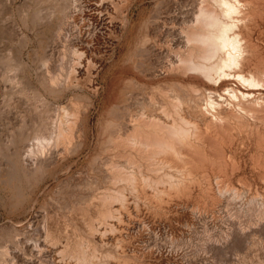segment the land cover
<instances>
[{"label":"bare ground","instance_id":"obj_1","mask_svg":"<svg viewBox=\"0 0 264 264\" xmlns=\"http://www.w3.org/2000/svg\"><path fill=\"white\" fill-rule=\"evenodd\" d=\"M17 3L48 49L0 60L17 126L0 144L2 206L27 217L59 182L28 228L0 225V264H264V0H0V12ZM135 6L144 17L117 61Z\"/></svg>","mask_w":264,"mask_h":264},{"label":"rangeland","instance_id":"obj_2","mask_svg":"<svg viewBox=\"0 0 264 264\" xmlns=\"http://www.w3.org/2000/svg\"><path fill=\"white\" fill-rule=\"evenodd\" d=\"M19 2H21V1H19ZM41 5L44 8L47 7V4L45 3V5H44V2ZM25 6H26V3L23 5L21 3H17L14 12H0V60H2V58L5 57L6 55L10 54L15 61L24 60L25 62H32L33 61V55L36 51L38 52L39 56L42 57L45 54L44 48L46 50L48 49L46 47L47 46L46 43L48 41H46V39L44 38V34L42 33V31L44 30V27L41 26L40 29H39V27L36 29V31H38V30L40 31V33H39V31L36 32V31H32V30H27L24 26V23H22L23 22L22 18H24L25 14H27V12L25 13V10H26ZM18 9H20V11ZM23 10H24V12H23ZM139 12H140L139 7L135 6L132 10V13H133L132 14V16H133L132 31H131L129 38L126 41V45L118 49L117 58H116L117 61H122V59L127 56L128 48L131 45V43L135 40L134 31H135V28L137 27L136 25H138L140 23V21L143 20V17H144L143 15H141V16L138 15ZM21 32L25 33L28 36L30 41L26 42L24 40V37H22ZM64 37L65 36H63V38ZM41 41H43V42H41ZM61 41H62V39H61ZM63 41H64V39H63ZM61 43L62 44L56 43L57 46H56V44L53 45L55 48L54 50H55L56 56L59 54V51H60L64 42H61ZM58 45L59 46L61 45V46L59 47ZM109 66H111L110 63L108 64L107 68H109ZM119 66H120V64H118L115 67H112L111 72L114 71V69L116 70ZM2 73H3V71L0 70V107H2V108H0V144H3L4 139H5V141L8 140V138H10L12 136V133L14 132L13 129L16 130V128H17V126L14 122V112H11L12 110L9 108V105L12 102V97H13L12 91L13 90H12V87H10L11 86L10 83H4L2 81V79H1ZM7 85H9V86H7ZM10 92H12V93H10ZM6 98H7V100H6ZM64 101H65V99H63L61 103H64ZM99 101H96L95 106H94V110H93V116L91 119V124L93 127L97 121L96 118L98 117V112L100 109V106H98V105H100L101 101L100 102ZM3 105H5V106H3ZM2 113H4V114H2ZM30 132L32 133V128L29 131V133ZM93 137L94 136L92 134L91 135V141H93ZM29 138H30V140L33 139L32 135L31 136L29 135ZM85 153L81 156V159L80 158L75 159L76 162H74V165L70 168L71 170L69 169L66 173H64L65 175L68 176L69 175L68 173H70V174L73 173L74 175L77 174L79 167L86 161L87 152H85ZM74 171H76V172L74 173ZM63 175H60L62 177V178H60V181L64 180L67 177V176H65V175L63 176ZM54 178L49 177L42 183L40 190H39V193H38V199L40 200V202L44 201V199H45L44 195L47 196V194L49 192L53 191L57 187L59 181L56 178L54 180ZM47 188L50 191L47 190ZM0 194H1L0 198L4 202V199H3L4 194L2 192H0ZM41 199H43V200H41ZM2 200H0V225H4V224L11 225L13 223H15V224L18 223V224L23 225L24 228L26 225H27L26 227L28 228L31 223H34V220H32V219H34V215H32V214H35L37 211H39L37 209H40L39 205L42 204V203L39 204L40 202L38 200L37 201L38 203L34 204L31 214L27 215V217H26V216H23L21 214L19 215V213H13L12 215H9L6 212V209H4L2 206ZM13 215L14 216L18 215V217L17 216L14 217ZM31 220L33 222H31ZM27 223H29V224H27ZM22 236L23 235H21L22 239L26 238L25 236H23L25 238H23ZM26 239L22 240V241L25 242V241H27ZM11 248H12V246H11Z\"/></svg>","mask_w":264,"mask_h":264}]
</instances>
